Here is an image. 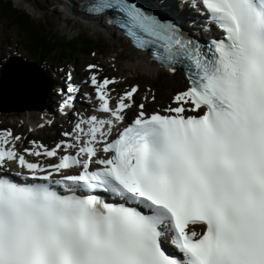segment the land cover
I'll list each match as a JSON object with an SVG mask.
<instances>
[{
  "label": "snow or ice",
  "instance_id": "snow-or-ice-1",
  "mask_svg": "<svg viewBox=\"0 0 264 264\" xmlns=\"http://www.w3.org/2000/svg\"><path fill=\"white\" fill-rule=\"evenodd\" d=\"M199 6L223 33L207 50L133 0L88 9L117 13L108 22L162 66L182 65L188 87L163 112L136 105L121 127L138 88L113 105L115 81L93 75L107 118L82 119L74 143L17 150L21 137L0 134V264H264V0ZM9 162L26 170L19 180Z\"/></svg>",
  "mask_w": 264,
  "mask_h": 264
},
{
  "label": "rangeland",
  "instance_id": "rangeland-1",
  "mask_svg": "<svg viewBox=\"0 0 264 264\" xmlns=\"http://www.w3.org/2000/svg\"><path fill=\"white\" fill-rule=\"evenodd\" d=\"M12 1L15 8L28 13L34 21L45 23L55 37L62 39H71L77 36L94 38L104 45L103 49L105 52L103 54L95 53L92 54L91 57L87 59L82 58L77 62H69V64H65V62L58 63L50 59L46 60V62H37V65L44 72L46 77L52 78V81L55 79L60 81L62 77L65 76V72L68 69H74L78 66L81 71L85 64L96 63L100 67L102 76H108L118 80L120 86L119 92L125 91L126 88H129L132 84H137L141 90V92L137 95L138 100H140L146 94L152 97V91L149 90V87L151 90L155 89L158 92L159 99H164V101L162 103H160V101L155 102L154 105L147 103V112L157 111L158 109L156 106L162 105L166 107V103L171 101L175 92L183 91L188 86L184 75L180 72L171 76L162 70L159 74L148 75L143 72L140 67L134 69L131 64L137 63V65H140L143 62L144 57L133 50L129 43L122 40L113 32L110 33V31L106 29L95 26L93 24L95 20H85L79 16H69L68 13L65 12L66 10L64 11L62 6L67 3V0H64L65 3L63 4H61L62 0ZM154 7L156 6L154 5ZM30 8L33 11L30 10ZM179 14H181V11H179ZM22 41H24V39L21 37V34L16 27L10 26L6 20H0V71L3 69V65L6 60L14 55L20 56L23 60L30 61L34 59V57L28 53V49L23 46ZM58 86L57 82L54 87L57 88ZM163 86L169 87V89L164 91ZM55 96L56 91L48 89L47 100L45 102V105L47 104V108H44L41 111L35 109H27L24 112H18L16 110L9 111L14 105L23 107L22 101H18L16 103L10 102L11 104H3L2 106L4 108L6 107L7 110H1L0 107V127H12L16 134L22 135H28L32 130V133L34 134H31L27 141L34 138L42 139V137L47 134L51 135V139L60 137V123L59 128L55 132L52 126V114L56 111L53 110L54 105L52 103ZM73 118L75 119L74 115ZM41 121L42 124L39 123ZM30 122H32L35 129H32L33 126H29ZM60 122L62 123V120H60ZM71 122V120H68V124L65 126L68 127ZM53 143H51L50 146H52Z\"/></svg>",
  "mask_w": 264,
  "mask_h": 264
},
{
  "label": "trees",
  "instance_id": "trees-1",
  "mask_svg": "<svg viewBox=\"0 0 264 264\" xmlns=\"http://www.w3.org/2000/svg\"><path fill=\"white\" fill-rule=\"evenodd\" d=\"M0 20H6L10 26L19 30L24 39L22 44L28 49L35 62H77L89 58L93 53H104L103 44L94 38L77 36L62 39L53 36L43 22L34 21L32 17L15 8L12 0H0ZM169 87L163 86V90Z\"/></svg>",
  "mask_w": 264,
  "mask_h": 264
},
{
  "label": "water",
  "instance_id": "water-1",
  "mask_svg": "<svg viewBox=\"0 0 264 264\" xmlns=\"http://www.w3.org/2000/svg\"><path fill=\"white\" fill-rule=\"evenodd\" d=\"M68 15L75 16L74 10L69 9ZM0 73L1 110H7L3 104L18 101L23 102V107L14 105L9 111L43 110L46 107L47 91L51 82L36 63L12 56L6 61Z\"/></svg>",
  "mask_w": 264,
  "mask_h": 264
},
{
  "label": "bare ground",
  "instance_id": "bare-ground-1",
  "mask_svg": "<svg viewBox=\"0 0 264 264\" xmlns=\"http://www.w3.org/2000/svg\"><path fill=\"white\" fill-rule=\"evenodd\" d=\"M83 1H85V0H67V3H65L64 0H62V1H61V4L65 3L64 5H62L64 11L66 10V11L68 12L69 9H73L74 12H76L77 16L82 17V18L85 19V20H89V19L86 17V13L83 12V11L80 9V5H81V3H82ZM148 1H150V2L152 3L153 7H154V5L156 6V7H154L155 10H156V11L160 14V16H161L162 18H164L165 20L170 21L171 19H178L179 21L184 22V21L188 18V16H189V10H187V11H186V10H185V11H182V12H184V13L179 14V11H180V10H177V9L174 8L172 5H170V6H168V5H163V1H169V0H153V1L148 0ZM30 10H32V9L30 8ZM32 11H33V10H32ZM66 11H65V12H66ZM82 13H83V15H82ZM190 14H191V13H190ZM106 17H107V16H105V17H103V18H96L95 21L93 22V24H94L95 26H98V27H101V28H103V29H106V30L110 31V33H112L113 28H111V27L107 24V18H106ZM190 20H191V18H190ZM187 21H188V20H187ZM194 24L197 25L195 22H194ZM201 25H202V24H201ZM197 28H198V27H197ZM114 31H115V32H116V31L119 32L116 28H114ZM191 32H193V33H191ZM191 32L188 33V36H193V35L197 36V35H198L197 33H199L200 31H199V30L197 31V29L192 28V31H191ZM201 33H202V31H201ZM119 34H121V32H120ZM129 45H130V44H129ZM130 46H131V45H130ZM131 47H132V46H131ZM132 49L135 50L133 47H132ZM135 51L138 52L141 56H143V57H144V60H143V62H142L140 65H137V63H133V64H131V66H132L134 69L137 68V67H140L141 70H142L143 72H145L146 74H148V75H155V74H159V73H161V71H162L161 67H160L159 65H157L156 63H154V62L151 61V57L149 56V52L145 53V52H143V51H137V50H135ZM116 55H117V54H116ZM177 73H179V72H176V74H177ZM180 73H182V72H180ZM182 74H183V73H182ZM183 75H184V74H183ZM181 78H182V77H181ZM180 82H181V80H180ZM186 83H187V82H186ZM143 102L146 103L145 99H143ZM88 106H90V105L88 104ZM90 107H91V106H90ZM50 108H51V107H50ZM90 111H91V109H86V110L84 111V115H81V119H79V121H81L82 119H84L85 115H86L87 113H89ZM136 111H137V109L135 108V110H133V111H131V112H129V113H134V112H136ZM81 113H82V111H81ZM33 120H34V119H33ZM33 120H32V121H33ZM39 123H42V121L39 122ZM29 126H33L32 122L29 123ZM32 128H34V126H33ZM17 148H18V147H17ZM25 148H30V147H25Z\"/></svg>",
  "mask_w": 264,
  "mask_h": 264
}]
</instances>
